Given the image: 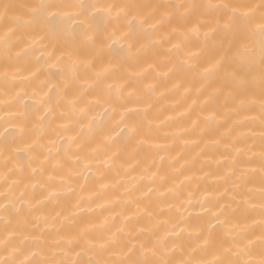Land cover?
<instances>
[{"label":"snow or ice","instance_id":"obj_1","mask_svg":"<svg viewBox=\"0 0 264 264\" xmlns=\"http://www.w3.org/2000/svg\"><path fill=\"white\" fill-rule=\"evenodd\" d=\"M0 113V264H264V0H0Z\"/></svg>","mask_w":264,"mask_h":264},{"label":"bare ground","instance_id":"obj_2","mask_svg":"<svg viewBox=\"0 0 264 264\" xmlns=\"http://www.w3.org/2000/svg\"><path fill=\"white\" fill-rule=\"evenodd\" d=\"M258 2V0H257ZM176 99H179V97H172V98H169V100L166 102L167 105H171ZM183 109H177V111H182ZM165 115H175V111H173L171 109V107H166V111L164 113ZM0 115H2V113H0ZM161 119H163V116L161 117ZM167 130V129H166ZM0 131H2V129H0ZM191 139V138H190ZM161 142H170L169 141H161ZM59 143V142H58ZM93 147H95V145H92ZM55 151V149H53ZM132 148H129L128 149V152H132ZM197 149L195 148H192L191 145H189L188 147H185L183 146L181 143H177L175 149L173 150V155H175L177 152H182L184 154L185 157H187L189 154H194L195 151ZM143 152L138 155L136 157V159H141L142 160V164H141V167L144 166V164L146 163H150L151 161L150 160H144L143 158ZM23 158V157H21ZM181 162H183L181 160ZM121 163L124 164V167H128L129 165H134L135 164V159H129L126 155H121V157L116 161V164L117 166H119ZM121 171V175H123V169H119ZM209 169H205V171H208ZM0 171H2V168H0ZM115 171V170H114ZM141 171V168L140 167H137L136 168V171L135 173H129V176L131 175H138ZM197 175H203V173H200V172H197ZM209 184V181L207 180H202L200 181V189L197 190L196 189V184L195 182L193 183L191 189L189 190H192V191H195V197H194V202L193 204L195 205V199L196 198H201V192L202 190L204 189L205 186H207ZM0 190H2V188H0ZM113 198L111 195L108 196V199H111ZM103 202V201H101ZM201 212V209L198 207V206H188V205H185L184 207H181L179 209V214L184 216V217H189L191 216L193 219H195V217ZM104 215H107V212L104 213ZM88 257L85 256L84 259L86 260Z\"/></svg>","mask_w":264,"mask_h":264}]
</instances>
